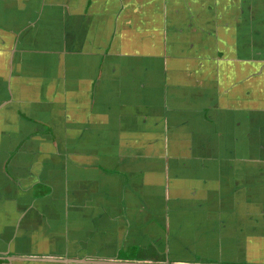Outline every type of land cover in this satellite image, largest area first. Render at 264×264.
Returning a JSON list of instances; mask_svg holds the SVG:
<instances>
[{
    "label": "crops",
    "instance_id": "crops-1",
    "mask_svg": "<svg viewBox=\"0 0 264 264\" xmlns=\"http://www.w3.org/2000/svg\"><path fill=\"white\" fill-rule=\"evenodd\" d=\"M0 264H264V0H0Z\"/></svg>",
    "mask_w": 264,
    "mask_h": 264
},
{
    "label": "flooded vegetation",
    "instance_id": "flooded-vegetation-1",
    "mask_svg": "<svg viewBox=\"0 0 264 264\" xmlns=\"http://www.w3.org/2000/svg\"><path fill=\"white\" fill-rule=\"evenodd\" d=\"M40 187H37V190H39L40 192L44 193V191L46 190V187L42 184H39ZM100 258V257H97ZM101 259V258H100Z\"/></svg>",
    "mask_w": 264,
    "mask_h": 264
}]
</instances>
